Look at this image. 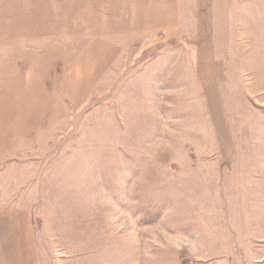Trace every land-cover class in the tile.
Returning a JSON list of instances; mask_svg holds the SVG:
<instances>
[{"label":"rangeland","instance_id":"rangeland-1","mask_svg":"<svg viewBox=\"0 0 264 264\" xmlns=\"http://www.w3.org/2000/svg\"><path fill=\"white\" fill-rule=\"evenodd\" d=\"M197 3L173 36L126 38L136 46L112 54L63 48L65 64L81 57L66 77L79 92L25 173L0 181L1 199L30 203L41 264H264L263 38L241 15L227 77L202 82L194 65L220 42ZM245 177L257 191H239Z\"/></svg>","mask_w":264,"mask_h":264},{"label":"crops","instance_id":"crops-1","mask_svg":"<svg viewBox=\"0 0 264 264\" xmlns=\"http://www.w3.org/2000/svg\"><path fill=\"white\" fill-rule=\"evenodd\" d=\"M190 1L0 0V181L9 185L14 182L17 171L25 173L26 165L32 163L33 151L43 146H38L41 139L44 142L54 137L61 128L64 95L78 94L80 89H74V81L66 78L70 69L78 67L79 55L121 53L123 47L136 46L126 39L133 36H173L180 25L181 13L185 12L184 5ZM198 2L201 19L206 25L212 23L209 30L219 38L220 44L216 46L215 58L207 59L202 51L194 65V74L202 82L213 83L227 77L219 72L225 69L228 58L229 48L224 41L241 15L253 23L254 30L263 38L260 50L264 46V0ZM241 4L246 8L241 10ZM63 48L68 54L79 55H73L65 64ZM43 52L52 55L43 57ZM56 64L64 69L59 77L51 73ZM99 67L100 64L92 65L93 77L87 85H95L101 74L100 70V74L95 72ZM43 72L48 78L43 77ZM71 98L75 100L72 95ZM258 177L259 174L250 172V179L256 181ZM246 179H242L239 191L243 188L257 191L259 186ZM220 188L223 191L225 187ZM8 200L0 198V264H41L30 203L21 205L11 198Z\"/></svg>","mask_w":264,"mask_h":264}]
</instances>
